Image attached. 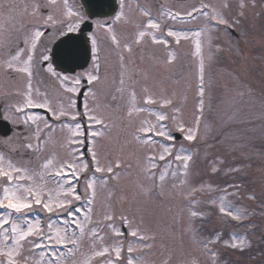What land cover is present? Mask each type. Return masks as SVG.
<instances>
[{
    "label": "snow or ice",
    "instance_id": "6c2138e0",
    "mask_svg": "<svg viewBox=\"0 0 264 264\" xmlns=\"http://www.w3.org/2000/svg\"><path fill=\"white\" fill-rule=\"evenodd\" d=\"M250 2L255 7V0ZM0 7L4 5L0 3ZM8 7L11 11L12 6ZM222 7H230L228 0H224ZM247 7L245 0H240L238 17L245 16ZM127 8V0H119L111 21H95L96 30L83 41L84 54L90 60L87 68L77 63L80 51L75 45L59 51L67 43L65 37L92 23L91 17L80 8L70 7L69 0H63V8L60 0H34L25 6V12L36 21L34 30L23 40L12 39L10 33L0 39V48H8V58L0 63V69L8 77L23 82L21 87L5 93V102L0 105V121L12 126L10 135L0 137V264H68L69 261L71 264L94 261L95 264H139L132 255L135 251L132 242L125 247L124 241L128 236L138 242L156 239V234L150 235L143 226V219L136 223L123 210L117 217L111 203L121 181L120 170L125 165L119 157L113 160L101 151L100 141L110 128L111 117L99 103H88L89 98L98 99L96 89L107 79L102 73L107 63L102 56L103 41L115 52L121 68L109 106L118 107V99L127 94L129 125L142 113L154 118L139 120L131 140L126 141L143 151L142 162L137 164L143 179L136 183L133 198L179 199L184 206L178 207L173 223L186 225L184 231L208 258L205 264H228L223 259L226 251L244 256L255 249L256 255L264 258V226L256 223V218L264 220V199L243 182L244 170L252 165L242 161L251 160L252 156L238 142L226 145V151L239 152L240 161L232 156L230 163L224 156L213 155L209 150L215 144L208 141L219 144L225 141L213 136L211 123L205 122V109H211V84L206 87L201 36L206 37L211 50L212 33L220 25L238 27L240 19L226 17L204 0L182 12L165 9L162 4L156 16L150 8L138 5L141 20H134ZM201 16L206 23L192 33L195 54L199 57L198 99L193 119L188 122L183 118L182 106L175 100V91L169 93L159 82L150 85L147 71L138 70L142 79L135 80L130 66L135 65L134 53H142L150 44L160 46L165 52L162 58L153 55L152 59L164 68L170 67L177 59L173 44L179 45L181 39L190 38L187 32L174 29L172 23L193 21ZM9 21L15 28V17L10 15ZM120 25L124 31L118 30ZM25 27L21 25L18 30ZM5 31L6 24L0 23V36ZM100 32L104 33L103 38ZM46 36L52 39L45 42L42 37ZM139 58L143 60L144 56ZM207 59L211 63V51ZM65 64L69 66L63 67ZM72 65L83 70L75 71ZM46 80L52 81V90L47 85L36 86ZM137 85L143 93L142 104L137 102ZM247 95H254V90L249 87ZM81 96L83 111L78 106ZM84 117L87 126L82 122ZM260 119L264 121V112ZM248 123L254 125L255 121ZM200 145H204L203 156ZM33 159L39 162L35 166ZM201 160L205 164L203 172L198 168ZM126 167L131 168L132 164ZM217 178L227 179L218 183ZM110 182L113 186L108 188ZM98 186L108 188L109 201L100 219L96 218L95 210ZM126 199L123 193L118 197L119 201ZM245 199L256 206L245 204ZM213 217L225 226L224 230L206 231L205 226ZM117 218L119 228L115 226ZM106 229L110 230L111 243L106 241ZM85 239L89 241V254L77 261V255H83L80 250ZM142 246L151 248L152 244ZM256 255L249 258L254 260ZM160 264H175V261L169 255ZM180 264H201V260L197 255L187 254Z\"/></svg>",
    "mask_w": 264,
    "mask_h": 264
},
{
    "label": "rangeland",
    "instance_id": "374dc122",
    "mask_svg": "<svg viewBox=\"0 0 264 264\" xmlns=\"http://www.w3.org/2000/svg\"><path fill=\"white\" fill-rule=\"evenodd\" d=\"M3 1L5 4L11 2V0ZM116 1L119 4V0ZM33 2L34 0H16V4H9L12 6L11 11L9 8L6 9L7 12L0 9V23L6 24L5 34L0 36V39H4L10 33L12 39L23 40L25 35L34 30L36 21L25 12V6H30ZM200 2L201 0H160L157 3L148 4V8L151 9L152 15L156 16L162 4L165 9L182 12L194 5L199 6ZM204 2L214 5L226 17L239 18L241 21L238 27L232 28L234 34L228 30V27L220 25L212 33L213 43L211 50L208 48L206 37L203 34L201 36L206 65V87L209 82L211 84L209 89L211 109L209 110L207 107L205 109V122L211 123L213 136L225 141L224 144H219L209 140L208 143L215 144V147L209 151L213 155L226 157L231 163L233 162L232 156H235L236 160L240 161L241 154L239 152L229 154L226 151V145L237 142L244 144L243 151L246 154H250L252 159L243 160L242 162L245 164L250 163L252 166L244 170L243 182L246 183L249 190L254 189L257 196L264 199V121L260 119L261 113L264 112V0H255V7L251 6L250 0H245L248 7L245 9V16L243 17H238L240 0H228L230 7L227 9L222 7L224 0H204ZM140 3L141 1L137 0H127V11L134 20L143 19L137 11L138 4L141 6ZM69 6L80 8L84 12L79 0H69ZM60 7L63 8V0H60ZM116 10H118V7ZM114 14L109 15L107 20L111 21ZM10 15L15 17V28H12V22L9 21ZM97 20L106 21L93 19L91 31L96 30L95 21ZM205 23L206 19L202 16L193 21H176L172 23L174 29L187 32L190 38L188 40L181 39L179 45L173 44L172 50L176 52L177 59L170 67L164 68L152 59L153 55L162 58L165 52L160 46H152L150 44L142 53L140 51L134 53L135 65L130 66L135 80L142 79L138 70L140 72L147 71L151 77L148 81L150 85L159 82L163 84L169 93L175 91V100L182 106L183 118L188 122L193 119L198 99L196 88L199 57L195 54V38L192 33ZM21 25L26 27L23 30H18ZM29 25L32 27H27ZM118 30L124 31V26H118ZM99 35L101 38L104 37L103 32H100ZM51 39V37L47 36L42 37L45 42ZM51 44H49L50 47ZM217 45L219 46L218 51ZM101 47L103 49L102 56L107 61L102 73L106 75L107 79L96 89L98 99L93 101L89 98L88 103L90 105L99 103L105 114L111 117L110 128L105 130L106 135L100 141L101 151L113 160L119 157L125 165L120 170L121 181L116 189V196L113 197L111 203L116 209L117 217H119L120 211L123 210L136 223H140L141 219H143V226L147 227L148 233L150 235L152 233L156 234L155 241L144 242H138L135 238L128 236L127 240L124 241L125 247H127L129 242H132V246L135 249L132 255L139 261V264H160L161 260L169 255L173 257L175 264H180L182 259L187 258V254L197 255L201 260V264H205L208 258L193 242L191 236L184 231L186 225L183 222L173 223V217L176 215L178 207L184 206L179 199L145 198L142 196L133 198L136 183L143 179L137 168L138 162H142L143 151H138L135 144H128L126 141L131 140L134 125L139 120L154 118L148 116L147 113H142L134 119L133 125H129L126 116L127 94H125L123 99H118L116 102L118 107L109 106L112 105L111 95L115 94V88L118 86L121 68L118 57L112 51L108 42L103 41ZM209 51L212 54L211 63L207 59ZM141 55L144 56L143 60L139 58ZM7 58L8 48H0V63ZM89 66L90 61L84 68ZM81 70L83 69L77 71ZM39 79L40 77H37V80ZM22 83L20 78L12 79L0 69V105L5 102V93L15 87H21ZM46 85L52 90L53 84L50 80H46L43 84H37L36 86L43 88ZM249 87L254 90V95L251 97L247 95ZM136 91L137 102L142 104L143 93L139 85H137ZM240 92L245 94L241 96L239 95ZM83 103L84 98L82 96L80 111H83ZM207 104L208 99L206 97ZM37 111L42 112L41 110ZM248 121H255V124H250ZM82 122L87 126L86 117L82 118ZM0 137H3V135H0ZM57 138L59 139V133ZM199 147L201 156H203L204 145ZM21 162L23 163L24 161ZM37 163L39 162L35 159L32 160L33 166ZM129 163L132 164L131 168L126 167ZM198 168L201 172L205 170V164L202 160L199 162ZM96 175L99 176L100 174ZM225 179L227 178H217L216 182L223 183ZM112 186V182H110L108 188ZM108 188L99 186L97 188L95 205L97 219L102 218L106 211V204L109 202L107 201ZM168 190L170 191L171 189L169 188ZM122 193L127 195L128 199L119 201L118 197ZM243 202L251 207L256 206L253 201L245 199ZM256 223L264 226V220L260 218H256ZM115 226L121 227L118 218ZM205 227L208 232L225 229V226L215 217ZM105 232L107 233L106 241L111 243L110 230L106 229ZM258 238L259 233H257L256 239ZM144 243H150L152 247L144 248L142 246ZM80 251L83 255L78 254L76 257L77 261H82L89 254V241L87 239L83 242ZM250 255H256V250L254 249L253 253L245 254L244 256L226 251L223 259L228 264H264V258L256 255L253 260L249 258ZM125 256H127L126 252ZM68 264H71V261ZM93 264H95V261Z\"/></svg>",
    "mask_w": 264,
    "mask_h": 264
},
{
    "label": "water",
    "instance_id": "95a60500",
    "mask_svg": "<svg viewBox=\"0 0 264 264\" xmlns=\"http://www.w3.org/2000/svg\"><path fill=\"white\" fill-rule=\"evenodd\" d=\"M81 4L83 5L85 12L91 17H98V16H106L111 14L115 8L116 3L115 0H80ZM92 23L85 24L81 26V31L79 33L71 34L70 37H65V41L67 42L65 45H61L60 52H63L69 45H75L79 51H80V57L77 61L79 65H82L83 67L87 65L88 58L84 54V44L83 41L87 37V31L91 30ZM73 37H78V39H73ZM55 41L53 42V44ZM52 44V46H53ZM69 65L65 64L63 67H68ZM63 67L61 70H63ZM72 67L76 69H80L81 67L72 65ZM81 99L82 96L78 102L79 108L81 107ZM11 125L7 122L0 121V134L6 135L10 133ZM179 136V133L176 134Z\"/></svg>",
    "mask_w": 264,
    "mask_h": 264
},
{
    "label": "flooded vegetation",
    "instance_id": "af4514ba",
    "mask_svg": "<svg viewBox=\"0 0 264 264\" xmlns=\"http://www.w3.org/2000/svg\"><path fill=\"white\" fill-rule=\"evenodd\" d=\"M137 1H141V3H143L144 6L149 7L148 4H154L153 2L157 3L160 0H137ZM0 3H2L3 5H5L4 7H0V9H2L1 11L7 12L6 9H8L9 4L10 3H14L16 4V0H11V2H9L8 4H5V2L3 0H0Z\"/></svg>",
    "mask_w": 264,
    "mask_h": 264
}]
</instances>
